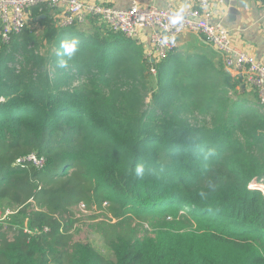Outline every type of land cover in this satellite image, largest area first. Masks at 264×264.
Listing matches in <instances>:
<instances>
[{
	"label": "trees",
	"instance_id": "16d2710c",
	"mask_svg": "<svg viewBox=\"0 0 264 264\" xmlns=\"http://www.w3.org/2000/svg\"><path fill=\"white\" fill-rule=\"evenodd\" d=\"M51 9L0 37V204L19 208L0 223V264H264L256 91L203 56L149 61L99 16L61 26ZM30 154L43 163L17 162ZM76 208L111 215L96 223L105 253L74 240Z\"/></svg>",
	"mask_w": 264,
	"mask_h": 264
},
{
	"label": "built area",
	"instance_id": "2783aa9c",
	"mask_svg": "<svg viewBox=\"0 0 264 264\" xmlns=\"http://www.w3.org/2000/svg\"><path fill=\"white\" fill-rule=\"evenodd\" d=\"M38 4L62 9L61 15L56 17L61 26L79 22L85 15H96L112 29L135 40L140 32L149 30V43L145 48V57L149 61L165 60L173 54L183 32L198 33L222 54L226 68L242 76L244 83L256 91L258 104L264 106V64L232 44L228 32L219 22L213 21L209 0H192L190 6L182 9H176L171 2L164 7H156L134 1L129 7L118 8L83 0H0L1 39L9 42L12 34L21 32L27 22L29 8ZM24 160H30L37 166L43 163L34 154L17 162ZM254 185L250 184L255 188L260 183ZM80 205L84 207L83 203ZM15 212L0 210V223L8 221Z\"/></svg>",
	"mask_w": 264,
	"mask_h": 264
},
{
	"label": "crops",
	"instance_id": "0c3cea01",
	"mask_svg": "<svg viewBox=\"0 0 264 264\" xmlns=\"http://www.w3.org/2000/svg\"><path fill=\"white\" fill-rule=\"evenodd\" d=\"M96 4H109L118 8L129 7L132 2H138L145 5L164 7L169 2L176 9H182L190 6L192 0H83ZM264 0H209V6L213 13V21L219 22L228 32L232 44L264 64ZM52 8L50 12L55 17L62 12L59 7ZM61 15V14H60ZM85 15L81 24L88 26ZM137 40L145 48L149 43V30L140 32ZM200 55L209 60L216 67L227 71L232 76H237L232 70L226 68L223 62L222 54L212 45L208 44L203 36L194 32H183L178 38V48L171 59L172 63L192 56ZM239 76V75H238ZM244 94L248 101H254V91L244 81L236 87ZM257 98V97H256ZM264 109V107H263Z\"/></svg>",
	"mask_w": 264,
	"mask_h": 264
},
{
	"label": "rangeland",
	"instance_id": "374dc122",
	"mask_svg": "<svg viewBox=\"0 0 264 264\" xmlns=\"http://www.w3.org/2000/svg\"><path fill=\"white\" fill-rule=\"evenodd\" d=\"M40 52L43 53L46 51V49L44 47L39 48ZM52 52V51H51ZM16 57H18V54H15ZM50 68V71H52V67L51 65H48ZM153 72V71H152ZM155 73V72H153ZM149 79V78H148ZM79 78H76L73 80V84L76 85L79 82ZM149 96L150 94H147V98H146V102H149ZM232 97V95H231ZM262 109H260L261 111H264L263 107H261ZM179 115L181 117V119L183 121H188L191 123H194V119L196 116V113L194 112H187V111H183L181 110V112H179ZM262 151H259L257 153H259V155L261 157L264 158V147L261 148ZM255 183H251V185H254ZM256 186V185H254ZM256 189L260 190L261 192H264V181L260 182L259 187H255ZM81 204V203H80ZM81 209H84V207H82V205H80ZM77 210L76 211L80 213L81 217L79 219V221L77 222V224L74 226V229L72 230L73 233V238L75 241H81V242H88L91 243L95 249L99 250L100 252L105 253L106 250V246L104 241L101 238V234L100 231L97 230L96 228V223L101 220V219H109L111 220V215L108 214L106 211L100 210V212H91L89 210ZM0 210H10V211H17L16 213H19V208L15 205H10L6 202H1L0 204ZM12 214L10 216V218L8 219V221L13 220V216L16 214ZM115 220L113 219L112 222H114Z\"/></svg>",
	"mask_w": 264,
	"mask_h": 264
},
{
	"label": "clouds",
	"instance_id": "9594fccd",
	"mask_svg": "<svg viewBox=\"0 0 264 264\" xmlns=\"http://www.w3.org/2000/svg\"><path fill=\"white\" fill-rule=\"evenodd\" d=\"M76 45H77V41L76 40L62 42V44H61V48L63 49L62 55L71 58L72 55L76 51ZM64 63H66V62L65 61H61V66H63ZM143 172H144L143 166L142 165H138L136 167V169H135L136 175L137 176H141L143 174Z\"/></svg>",
	"mask_w": 264,
	"mask_h": 264
},
{
	"label": "water",
	"instance_id": "95a60500",
	"mask_svg": "<svg viewBox=\"0 0 264 264\" xmlns=\"http://www.w3.org/2000/svg\"><path fill=\"white\" fill-rule=\"evenodd\" d=\"M165 34V33H164Z\"/></svg>",
	"mask_w": 264,
	"mask_h": 264
}]
</instances>
